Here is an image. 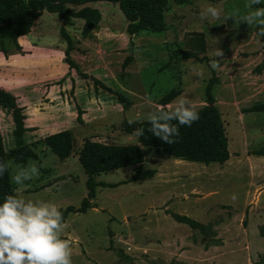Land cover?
Masks as SVG:
<instances>
[{"label": "rangeland", "instance_id": "374dc122", "mask_svg": "<svg viewBox=\"0 0 264 264\" xmlns=\"http://www.w3.org/2000/svg\"><path fill=\"white\" fill-rule=\"evenodd\" d=\"M244 3L169 2L161 32L129 33V21L111 1L70 4L66 23L47 11L34 20L30 32L35 42L63 47L66 63L80 78L89 77L88 65L105 67L106 78L92 76L96 116H79L71 132L74 154L84 139L136 143L137 124L177 97L195 110L213 105L228 139L223 163L181 160L143 147L141 168L154 174L129 181L134 166H126L96 175L110 186H97L83 210L86 174L76 155L61 160L47 150L40 162L30 158L24 165L7 158L10 180L21 166L38 167L37 176L21 185L11 180L12 186L25 199L57 205L72 264H254L264 258V155L258 153L264 148V111H247L264 102V35L240 21L247 11ZM209 5L220 10L218 18L200 16ZM254 7H264V0ZM20 48L17 40H0L6 54L23 55ZM217 50L221 55L215 57ZM27 64V73L37 77L55 68L38 58ZM9 68L5 64L0 72ZM3 134L8 150L11 142ZM173 212L204 228L175 221Z\"/></svg>", "mask_w": 264, "mask_h": 264}, {"label": "trees", "instance_id": "16d2710c", "mask_svg": "<svg viewBox=\"0 0 264 264\" xmlns=\"http://www.w3.org/2000/svg\"><path fill=\"white\" fill-rule=\"evenodd\" d=\"M90 1H111L118 4L119 9L129 21L127 31L136 33L140 30L161 32L165 29L163 12L169 2L182 4L188 0H0V40L12 38L17 40L20 35L27 34L34 20L43 11L56 13L66 23L72 11L70 4H84ZM260 6V5H258ZM67 55V51L65 50ZM67 56L65 60H67ZM0 107L10 111L13 121L12 139L13 146L5 150L0 134V162H7L11 158L14 162L25 164L30 158L37 159V153L25 141L24 114L18 107L15 97L0 87ZM199 118L190 126L177 125L178 135L172 137V142L167 143L152 136L148 131L147 120L137 124V129L143 128L144 132L138 136L136 143L113 144L84 139L76 155L79 164L86 174L85 185L87 196L82 200L80 210L89 206L88 199L92 198L97 186H110L108 183L97 181L95 176L110 170L126 166H134L129 181L141 180L154 174L153 169H142L144 160L143 147H155L174 158L202 163H223L228 159V139L223 120L218 110L213 106H204L196 109ZM251 112H263L264 102L253 104L247 109ZM171 123H175L172 121ZM127 131L132 128L127 125ZM42 142L59 159L71 155V131L64 129L46 135ZM264 155V148L258 151ZM6 195H16L12 186L9 168L0 176V199ZM171 217L180 223H185L192 228L203 225L195 219L179 213H171ZM136 264V263H125ZM254 264H264L261 256Z\"/></svg>", "mask_w": 264, "mask_h": 264}, {"label": "clouds", "instance_id": "9594fccd", "mask_svg": "<svg viewBox=\"0 0 264 264\" xmlns=\"http://www.w3.org/2000/svg\"><path fill=\"white\" fill-rule=\"evenodd\" d=\"M262 0H245V14L240 21L255 25L264 35V7ZM200 16L216 19L220 10L214 6L205 7ZM215 57L221 51L214 53ZM218 67L217 60L210 64ZM199 118V113L185 98L177 97L166 105H158L147 114L148 131L167 143L178 135L177 125L190 126ZM175 121V123H171ZM143 128L135 130L140 136ZM8 168L7 162H0V176ZM39 174L35 164L17 168L11 176L16 185L32 179ZM235 199V194L232 195ZM63 229L62 214L57 205L50 200L25 199L18 195H6L0 199V264H72L68 242L61 238Z\"/></svg>", "mask_w": 264, "mask_h": 264}, {"label": "crops", "instance_id": "0c3cea01", "mask_svg": "<svg viewBox=\"0 0 264 264\" xmlns=\"http://www.w3.org/2000/svg\"><path fill=\"white\" fill-rule=\"evenodd\" d=\"M17 42L20 49L24 51L23 55L18 52L6 54L0 51V67L5 64L10 67L5 74L0 72V87L12 94L16 105L22 108L26 128L25 141L37 153L36 160L40 162V156H44L49 150L42 142L46 135L64 129L73 132L80 124L77 120L79 116L82 119L96 116L91 109L92 101L95 99L91 89L92 76L106 78L105 67L88 65L86 69L91 73L88 71L89 77L82 79L66 63L63 47H52L43 42L37 44L30 31L18 36ZM37 58L45 60L52 67L55 64V68L44 76L29 75L25 65ZM95 70L98 71L95 72ZM119 86L123 89L121 84ZM0 117L5 121L3 127L0 125L3 144V130H5L7 138L10 139L11 148L13 146L11 113L2 108Z\"/></svg>", "mask_w": 264, "mask_h": 264}, {"label": "water", "instance_id": "95a60500", "mask_svg": "<svg viewBox=\"0 0 264 264\" xmlns=\"http://www.w3.org/2000/svg\"><path fill=\"white\" fill-rule=\"evenodd\" d=\"M87 26H88V27H91V24H88Z\"/></svg>", "mask_w": 264, "mask_h": 264}]
</instances>
